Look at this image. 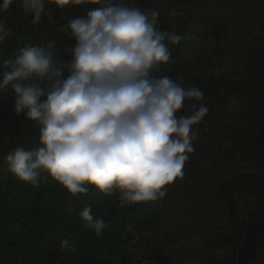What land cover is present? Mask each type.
Here are the masks:
<instances>
[{
  "label": "trees",
  "instance_id": "16d2710c",
  "mask_svg": "<svg viewBox=\"0 0 264 264\" xmlns=\"http://www.w3.org/2000/svg\"><path fill=\"white\" fill-rule=\"evenodd\" d=\"M198 1L135 0L181 37L154 75L200 88L209 109L193 126L183 177L155 202L121 207L92 186L71 196L47 173L35 187L16 179L5 157L38 146V128L0 93V264H264V0H223L240 7L233 18L199 15ZM97 7L52 5L53 22L33 26L13 4L0 16L10 32L0 60L26 44L64 43L68 20ZM185 103L180 114L190 115ZM88 205L107 225L100 236L79 216ZM64 239L72 250L60 249Z\"/></svg>",
  "mask_w": 264,
  "mask_h": 264
},
{
  "label": "clouds",
  "instance_id": "9594fccd",
  "mask_svg": "<svg viewBox=\"0 0 264 264\" xmlns=\"http://www.w3.org/2000/svg\"><path fill=\"white\" fill-rule=\"evenodd\" d=\"M15 3L33 26L53 22L52 5L99 7L68 20L64 43L26 44L0 60V93H10L15 114L38 128V146L5 157L8 172L34 187L47 173L71 196L92 186L118 195L121 207L164 197L183 177L193 126L209 111L200 88L154 75L181 37L160 30L159 12L135 0H0V16ZM9 35L0 19V45ZM187 101L191 114L181 115ZM79 216L97 236L107 226L90 205ZM72 248L69 239L60 242L62 251Z\"/></svg>",
  "mask_w": 264,
  "mask_h": 264
},
{
  "label": "rangeland",
  "instance_id": "374dc122",
  "mask_svg": "<svg viewBox=\"0 0 264 264\" xmlns=\"http://www.w3.org/2000/svg\"><path fill=\"white\" fill-rule=\"evenodd\" d=\"M158 7H162L156 5ZM239 6L229 4L223 0H199L195 5V12L197 14H214L223 16L224 18H233L239 11ZM178 203V202H177Z\"/></svg>",
  "mask_w": 264,
  "mask_h": 264
}]
</instances>
